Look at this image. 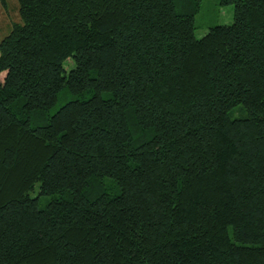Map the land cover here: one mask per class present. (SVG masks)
<instances>
[{"label": "trees", "instance_id": "trees-1", "mask_svg": "<svg viewBox=\"0 0 264 264\" xmlns=\"http://www.w3.org/2000/svg\"><path fill=\"white\" fill-rule=\"evenodd\" d=\"M17 1L0 264H264V0Z\"/></svg>", "mask_w": 264, "mask_h": 264}, {"label": "rangeland", "instance_id": "rangeland-1", "mask_svg": "<svg viewBox=\"0 0 264 264\" xmlns=\"http://www.w3.org/2000/svg\"><path fill=\"white\" fill-rule=\"evenodd\" d=\"M3 2L5 3L3 4ZM233 11L234 7L232 4L221 5L220 0H201L200 9L195 16L197 26L196 36L202 37L208 28L212 26L231 24L233 21ZM20 21L18 1L0 0V43L9 34L13 25ZM69 99L70 96L63 97L60 102L62 104ZM105 182L109 186L108 188H110L108 190L110 194L116 195L120 192V189L114 185L111 178H106ZM46 200L47 198L44 199V201Z\"/></svg>", "mask_w": 264, "mask_h": 264}]
</instances>
